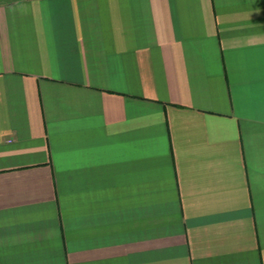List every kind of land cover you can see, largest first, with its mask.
Instances as JSON below:
<instances>
[{
    "label": "crops",
    "instance_id": "obj_1",
    "mask_svg": "<svg viewBox=\"0 0 264 264\" xmlns=\"http://www.w3.org/2000/svg\"><path fill=\"white\" fill-rule=\"evenodd\" d=\"M0 264H264V0H0Z\"/></svg>",
    "mask_w": 264,
    "mask_h": 264
}]
</instances>
